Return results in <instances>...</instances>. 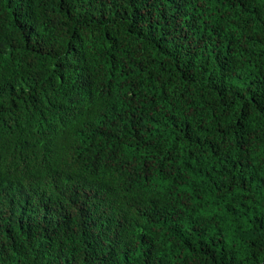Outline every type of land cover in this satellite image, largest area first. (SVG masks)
<instances>
[{
  "label": "trees",
  "instance_id": "obj_1",
  "mask_svg": "<svg viewBox=\"0 0 264 264\" xmlns=\"http://www.w3.org/2000/svg\"><path fill=\"white\" fill-rule=\"evenodd\" d=\"M0 264H264V0H0Z\"/></svg>",
  "mask_w": 264,
  "mask_h": 264
}]
</instances>
